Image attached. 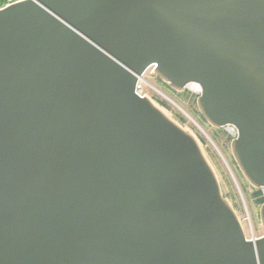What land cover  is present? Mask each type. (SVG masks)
<instances>
[{
	"label": "water",
	"instance_id": "1",
	"mask_svg": "<svg viewBox=\"0 0 264 264\" xmlns=\"http://www.w3.org/2000/svg\"><path fill=\"white\" fill-rule=\"evenodd\" d=\"M150 64L169 87L199 84L264 189V0L11 1L0 264H264V234L246 237L198 140L136 94Z\"/></svg>",
	"mask_w": 264,
	"mask_h": 264
},
{
	"label": "rangeland",
	"instance_id": "2",
	"mask_svg": "<svg viewBox=\"0 0 264 264\" xmlns=\"http://www.w3.org/2000/svg\"><path fill=\"white\" fill-rule=\"evenodd\" d=\"M1 2L0 7L10 3ZM164 92L172 98L179 106H174L168 98L161 97L174 119L182 126L192 129L196 139L202 146L207 159L216 174L222 195L234 208L241 224L244 226L247 238H258L264 234V224L261 218V207L264 203V192L262 188L254 186L240 167L232 147L235 136L231 131L232 125L217 127L210 123L203 115L198 105L196 94L193 88L177 90L169 87L158 77L154 81ZM159 102V101H158ZM161 103V102H160ZM160 107V105H159ZM183 109V110H182ZM186 111L192 115L203 127L204 131L193 124ZM168 113V111H165ZM261 190V193L257 191ZM258 193V194H257Z\"/></svg>",
	"mask_w": 264,
	"mask_h": 264
},
{
	"label": "built area",
	"instance_id": "3",
	"mask_svg": "<svg viewBox=\"0 0 264 264\" xmlns=\"http://www.w3.org/2000/svg\"><path fill=\"white\" fill-rule=\"evenodd\" d=\"M156 64H150L144 72L138 76V80L136 82L135 86V92L140 97H150L154 99L155 101H159V104H163V106H167L166 102L162 101L161 97L168 98L170 97L164 92L163 89H161L154 81L158 80V75L156 74ZM188 88H190L188 86ZM191 89V88H190ZM196 94H199L201 92V88L198 90H195ZM161 102V103H160ZM231 131L234 132L235 136L237 135L236 127H230ZM249 239H255V238H249Z\"/></svg>",
	"mask_w": 264,
	"mask_h": 264
},
{
	"label": "bare ground",
	"instance_id": "4",
	"mask_svg": "<svg viewBox=\"0 0 264 264\" xmlns=\"http://www.w3.org/2000/svg\"><path fill=\"white\" fill-rule=\"evenodd\" d=\"M190 88H193V89H195V90H198L199 88H200V86H199V84H197V83H191V84H189L188 85ZM170 101H171V103L174 105V106H179L178 104H176V102L172 99V98H170L169 99ZM151 102H152V104L158 109V110H160L166 117H168L169 119H171L172 121H174L175 123H177L178 124V126L185 132V133H187V134H189V135H191L192 137H194L195 139H196V136H195V134L193 133L194 131L192 130V129H190V128H188V127H185V126H182L181 124H179L178 122H176V120L174 119V117H173V115H172V113L168 110V109H166L165 107H163L161 104H159L157 101H155L154 99H152L151 98ZM159 105H160V107H159ZM183 110V109H182ZM165 111H168V113H166ZM187 116H188V118H189V120L191 121V122H193V124H195L196 126H198L200 129H202L203 131H204V129H203V127H202V125L192 116V115H190L188 112H186V111H183ZM202 147V146H201ZM203 149V148H202ZM204 151V150H203ZM205 153V152H204ZM206 155V154H205ZM263 192H264V189H263ZM243 228H244V226H243Z\"/></svg>",
	"mask_w": 264,
	"mask_h": 264
},
{
	"label": "trees",
	"instance_id": "5",
	"mask_svg": "<svg viewBox=\"0 0 264 264\" xmlns=\"http://www.w3.org/2000/svg\"><path fill=\"white\" fill-rule=\"evenodd\" d=\"M8 1H9V0H1V2H3V3H6V2H8ZM257 192H258V193H261V190H258ZM258 193H257V194H258Z\"/></svg>",
	"mask_w": 264,
	"mask_h": 264
}]
</instances>
